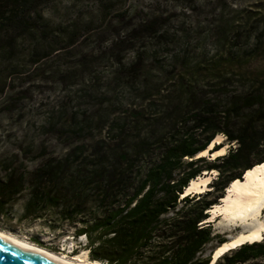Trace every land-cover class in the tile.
Masks as SVG:
<instances>
[{
	"label": "rangeland",
	"instance_id": "obj_1",
	"mask_svg": "<svg viewBox=\"0 0 264 264\" xmlns=\"http://www.w3.org/2000/svg\"><path fill=\"white\" fill-rule=\"evenodd\" d=\"M29 22L36 33L0 37V183L25 178L0 230L56 253L87 251L76 230L93 207L64 211L95 193L101 164L141 167L147 147L195 130L206 104L224 112L253 81L264 86V0H47ZM218 136L225 155L238 147ZM50 166L59 179L48 197ZM210 174L204 192L220 178ZM220 218L207 256L238 233Z\"/></svg>",
	"mask_w": 264,
	"mask_h": 264
},
{
	"label": "trees",
	"instance_id": "obj_2",
	"mask_svg": "<svg viewBox=\"0 0 264 264\" xmlns=\"http://www.w3.org/2000/svg\"><path fill=\"white\" fill-rule=\"evenodd\" d=\"M46 2L0 0V37L28 29L36 33L29 21ZM258 83L253 81L237 98L232 97L224 112L210 104L200 108L194 116L196 129L161 140L156 152L147 147L141 167L117 157L116 162L101 164L93 174L99 178L93 182L95 193L87 188L86 200L64 211L73 218L74 212H83L86 205L93 207L90 218L82 219L81 228L76 230V236L86 237L84 250L89 251L91 260L103 264L212 263L214 251L207 256V247L219 236L213 235L211 222H206L211 215L208 211L234 182L264 165V86ZM218 134H224L238 147L214 161L201 157L186 162L185 158L207 150ZM97 156L101 159V152ZM118 164L122 166L114 169ZM123 166L125 172L118 171ZM215 170L220 178L213 183L214 192L182 197L192 180ZM44 175L41 181L49 183L48 193L44 194L50 197L58 174L50 166ZM24 181L23 175L14 172L8 181L0 183V210L5 201L18 194ZM262 258L264 243L257 242L228 251L214 264H248Z\"/></svg>",
	"mask_w": 264,
	"mask_h": 264
},
{
	"label": "bare ground",
	"instance_id": "obj_3",
	"mask_svg": "<svg viewBox=\"0 0 264 264\" xmlns=\"http://www.w3.org/2000/svg\"><path fill=\"white\" fill-rule=\"evenodd\" d=\"M220 143H222V136L216 137L207 150L200 152L196 157H208L215 160L217 157L225 155L227 147L219 148L210 154V150L213 151V147ZM212 178L210 172H204L191 181L182 196L206 191ZM221 200L210 210L212 215L208 222H215L217 217L222 216L217 222L218 227L224 233L234 231H238V233L234 236L230 235L228 241L220 244L214 250V261L212 260L211 264H214L221 256L234 248L262 240L264 236V165L260 168H254L242 181L234 182ZM0 237L12 241L24 249L41 254L58 264H103L91 260L87 251L69 256L21 240L2 230H0Z\"/></svg>",
	"mask_w": 264,
	"mask_h": 264
},
{
	"label": "water",
	"instance_id": "obj_4",
	"mask_svg": "<svg viewBox=\"0 0 264 264\" xmlns=\"http://www.w3.org/2000/svg\"><path fill=\"white\" fill-rule=\"evenodd\" d=\"M218 149L210 150V154ZM185 193V191H184ZM214 261V256H212ZM0 264H58L33 251L24 249L7 239L0 237Z\"/></svg>",
	"mask_w": 264,
	"mask_h": 264
}]
</instances>
